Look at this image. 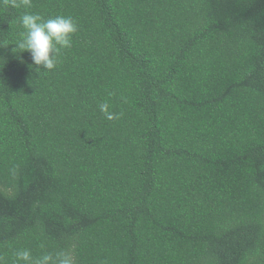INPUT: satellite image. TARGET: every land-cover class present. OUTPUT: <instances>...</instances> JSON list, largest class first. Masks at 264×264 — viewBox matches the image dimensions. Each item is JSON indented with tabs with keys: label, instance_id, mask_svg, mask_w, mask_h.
I'll return each mask as SVG.
<instances>
[{
	"label": "trees",
	"instance_id": "trees-1",
	"mask_svg": "<svg viewBox=\"0 0 264 264\" xmlns=\"http://www.w3.org/2000/svg\"><path fill=\"white\" fill-rule=\"evenodd\" d=\"M15 5L0 0L2 264H264V0ZM25 12L77 25L53 70L15 48Z\"/></svg>",
	"mask_w": 264,
	"mask_h": 264
},
{
	"label": "clouds",
	"instance_id": "clouds-1",
	"mask_svg": "<svg viewBox=\"0 0 264 264\" xmlns=\"http://www.w3.org/2000/svg\"><path fill=\"white\" fill-rule=\"evenodd\" d=\"M26 5L30 0H23ZM15 5V0H13ZM19 23L23 28L20 39L16 42L15 48L22 52H29L34 65L53 70L58 63V56L61 49L72 46V37L77 32L76 23L71 17L56 16L44 19L38 14L25 12L19 17ZM101 111L108 119H113L108 113V106L101 105ZM74 264V257L71 251H59L55 255L51 253L33 259L29 250H20L15 253V264ZM2 264V261H0Z\"/></svg>",
	"mask_w": 264,
	"mask_h": 264
}]
</instances>
